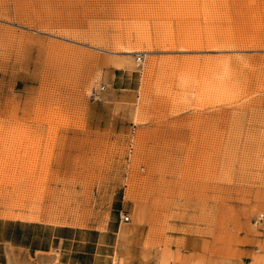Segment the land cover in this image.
Instances as JSON below:
<instances>
[{
    "label": "rangeland",
    "instance_id": "1",
    "mask_svg": "<svg viewBox=\"0 0 264 264\" xmlns=\"http://www.w3.org/2000/svg\"><path fill=\"white\" fill-rule=\"evenodd\" d=\"M0 221L5 264H264V0H0Z\"/></svg>",
    "mask_w": 264,
    "mask_h": 264
},
{
    "label": "trees",
    "instance_id": "2",
    "mask_svg": "<svg viewBox=\"0 0 264 264\" xmlns=\"http://www.w3.org/2000/svg\"><path fill=\"white\" fill-rule=\"evenodd\" d=\"M36 225H25V224H21V223H3L0 221V241H5V242H10V243H13L15 245H18V246H27L25 240L23 239L22 237V234L20 235V238L19 239H15L13 237V235L11 234H7V235H2V228H7V229H18V230H22V229H27V228H33L35 227ZM37 228L39 229H42V227L40 226H37ZM70 229H59V232L60 233H63V232H69ZM60 241H69V238L65 235H57L55 238H54V241H53V245L54 246H57L59 245ZM36 250H40V251H44L45 249L43 248H37ZM1 264H5L4 260L1 259L0 261Z\"/></svg>",
    "mask_w": 264,
    "mask_h": 264
},
{
    "label": "built area",
    "instance_id": "3",
    "mask_svg": "<svg viewBox=\"0 0 264 264\" xmlns=\"http://www.w3.org/2000/svg\"><path fill=\"white\" fill-rule=\"evenodd\" d=\"M137 61L139 63H141V61H142L141 57H138ZM122 219H123V223H127V224L130 223V221H131L129 216H125V217L123 216Z\"/></svg>",
    "mask_w": 264,
    "mask_h": 264
},
{
    "label": "crops",
    "instance_id": "4",
    "mask_svg": "<svg viewBox=\"0 0 264 264\" xmlns=\"http://www.w3.org/2000/svg\"><path fill=\"white\" fill-rule=\"evenodd\" d=\"M52 264H56V263H52Z\"/></svg>",
    "mask_w": 264,
    "mask_h": 264
}]
</instances>
